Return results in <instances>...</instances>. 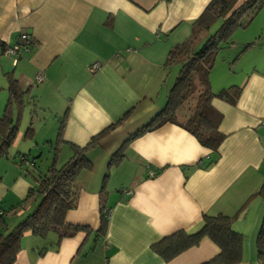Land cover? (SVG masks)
I'll use <instances>...</instances> for the list:
<instances>
[{"label":"crops","instance_id":"crops-1","mask_svg":"<svg viewBox=\"0 0 264 264\" xmlns=\"http://www.w3.org/2000/svg\"><path fill=\"white\" fill-rule=\"evenodd\" d=\"M209 1L0 0L3 46L15 44L21 32L33 40L16 64L0 46V114L7 98L5 72L12 71L25 90L22 109L11 104L18 131L0 158V206L19 202L32 186L30 176L47 169L53 151L44 161L30 151L48 141L40 139L53 137L62 114L58 163L62 154L70 155L69 143L84 145L114 123L87 151L91 168L76 174L77 204L65 214V222L86 225L89 232L58 240L53 232L40 237L26 231L13 264H200L220 250L208 237L169 261L150 246L174 231L197 230L204 213L234 215L232 228L243 241L233 264H261L256 236L264 196L253 193L264 180V40L244 51L234 69L220 64L211 70L213 89L242 87L234 104L211 101L222 113L219 130L225 135L214 162L206 166L211 152L182 127L165 123L131 138L121 160L108 166L110 155L163 106L177 73L166 64L167 54L189 37L192 21ZM237 39L244 44L257 38ZM93 62L99 66L90 72ZM40 106L50 114L39 123L32 120L38 136L23 144L22 113L34 108L37 115ZM46 125L50 137L43 136ZM101 201L108 210L104 233ZM27 211L17 214L18 221Z\"/></svg>","mask_w":264,"mask_h":264},{"label":"trees","instance_id":"trees-1","mask_svg":"<svg viewBox=\"0 0 264 264\" xmlns=\"http://www.w3.org/2000/svg\"><path fill=\"white\" fill-rule=\"evenodd\" d=\"M235 3L236 0H210L192 21L189 37L171 47L166 57V64L178 68L167 90L163 106L110 155L108 166L121 160L124 148L131 138L165 123L182 127L194 136L201 146L211 152L206 166L216 160L218 147L225 135L219 130L222 113L212 106L211 101L213 98H220L234 104L242 87L230 84L214 91L210 73L217 53L221 48L232 45L233 32L237 28L246 27L264 6V0H244L237 6ZM216 22L219 23L218 27L209 33L211 26ZM32 43L33 40L30 37V45ZM255 43L256 41H250L242 44L232 61L238 59ZM0 46L5 53L9 45L3 46L0 42ZM23 52L26 51L21 48L19 58ZM4 74L7 79V98L0 114V158L8 155L9 147L18 131V121L11 115V104L16 103L18 108L22 109L25 93L12 71ZM33 112L35 114L34 108H32ZM64 121L65 113L59 120L56 140L53 143V156L47 169L37 176L33 175L34 185L29 187L26 195L19 202L7 208L0 206V264H13L20 248L21 238L26 231L40 237H46L49 232H53L59 240L62 237L72 236L78 231L89 232L90 230L86 225L65 222V214L77 204L79 187L75 182L76 174L83 168H91L92 163L87 157V151L99 144L114 123L93 135L84 145L69 143L70 155L65 161L58 163L57 157L63 142ZM34 134L31 120L23 132V138L31 140ZM34 159L31 160L32 164ZM28 173L29 171L26 174ZM253 194L264 196V180ZM37 198L33 210L9 228L7 217L27 209L30 201L32 199L36 201ZM107 216L108 210L106 211L101 201L99 227L101 233L105 231ZM233 218L234 215L204 213L197 230L174 231L152 243L150 247L164 261H169L180 252L197 245L203 237H208L220 250L215 256L200 264L236 263L241 258L243 235L232 228ZM256 251L260 263L264 264V216L256 236Z\"/></svg>","mask_w":264,"mask_h":264},{"label":"rangeland","instance_id":"rangeland-1","mask_svg":"<svg viewBox=\"0 0 264 264\" xmlns=\"http://www.w3.org/2000/svg\"><path fill=\"white\" fill-rule=\"evenodd\" d=\"M218 24L219 23L216 22L214 25H212L210 30H209V33H212L218 27ZM254 35L256 36L257 39H253V40L256 41V43L258 42L261 44L262 40H264V8L260 9V11L254 17V19L246 27L237 28L233 32L232 37H231L232 38L231 40L233 42L232 45H228V46L221 48V50L217 53V55L215 57L214 65L217 67L220 64H224V65H226L227 68H231V69L233 68L234 69V65H235V62L237 61V59L234 62L232 60L234 58V55L238 52V50L241 48V46L243 44V43H240L241 41H239L237 38H253ZM177 68L178 67L176 66L175 70ZM170 84H172V83H170ZM170 84L169 85L166 84L165 87L167 85L170 86ZM166 90H167V88H166ZM214 91H217V89H214ZM49 114H50L49 112H47V113L44 112V110L41 108V106H40V109L37 111V115L34 114V112L33 113L32 112H26V113L23 112L22 113V123H19L20 129L24 130L26 128L27 123L31 120L36 121L37 123H39V119L40 120L42 119V121H43L44 120L43 117H45ZM62 116H63V114L59 118L56 119L57 125H55V126H57V128L53 134L51 133L53 137L48 138V139L46 138V139H40L39 140L40 142L42 140H48V141L52 140V142L49 143V142L43 141L39 145L40 149L37 147V149H34V151H33V149H32V151H30V155L32 157H35V159H37L38 161L40 160V158L42 161H44V158H46L49 150L53 151V143L56 140L57 130H58V126H59V120ZM25 119H28V121L25 122ZM50 123H53V121L51 122V120H50ZM35 127H36V125H35ZM48 129H49L48 125H46L45 130H43L44 131L43 136H45V137L51 136ZM51 132H53V131H51ZM37 136H38V132L35 131L34 138L31 139L32 143L35 142V138H37ZM45 137H43V138H45ZM31 140L23 138L22 143L24 144V142L31 141ZM66 159H67V156L62 154V157L60 158L59 162H63ZM18 161L23 163V161H21L20 159ZM30 178L32 180L31 181L32 185H34V183H33L34 179H32L31 176H30ZM37 200H38V198L36 199V201H34L33 199L30 201L32 203V205H30L31 203H29L30 207L28 206L27 209L23 210V212L27 211L28 208H29V210L26 213H24L22 216H20V218L21 217L23 218L25 216V214H27L28 212H31L33 210V207L35 206ZM10 218H12V219H10ZM18 219H19V216L17 214H14V213L11 214L10 216H8L7 217L8 227L11 228L12 226H14L15 223L13 224V222L18 221Z\"/></svg>","mask_w":264,"mask_h":264},{"label":"built area","instance_id":"built-area-1","mask_svg":"<svg viewBox=\"0 0 264 264\" xmlns=\"http://www.w3.org/2000/svg\"><path fill=\"white\" fill-rule=\"evenodd\" d=\"M18 42L15 43L12 46H8L5 49V53L7 55H10L12 57V61L14 64L17 63V59L19 58V55L21 54V48L24 49V51H28L29 50V46H30V36L27 32H21L19 37H18ZM99 66L98 62H93L89 65L88 67V71L90 72H94ZM41 79V75L39 73H37L35 75V80L39 81ZM21 161L26 160L24 156L20 157ZM153 173L151 172L150 175H152Z\"/></svg>","mask_w":264,"mask_h":264}]
</instances>
